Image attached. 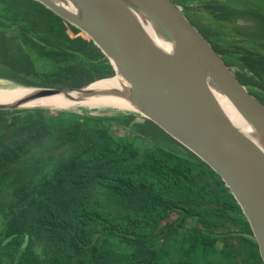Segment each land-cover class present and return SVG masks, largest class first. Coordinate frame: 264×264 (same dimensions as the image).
I'll list each match as a JSON object with an SVG mask.
<instances>
[{
    "label": "trees",
    "instance_id": "1",
    "mask_svg": "<svg viewBox=\"0 0 264 264\" xmlns=\"http://www.w3.org/2000/svg\"><path fill=\"white\" fill-rule=\"evenodd\" d=\"M174 1L264 102L255 0ZM113 74L85 33L38 0H0L1 80L80 87ZM0 264L264 262L220 175L152 120L24 108L0 109Z\"/></svg>",
    "mask_w": 264,
    "mask_h": 264
},
{
    "label": "water",
    "instance_id": "2",
    "mask_svg": "<svg viewBox=\"0 0 264 264\" xmlns=\"http://www.w3.org/2000/svg\"><path fill=\"white\" fill-rule=\"evenodd\" d=\"M85 33L105 54L114 74L80 87L13 84L35 91L29 99L83 92L119 77V88L88 91L119 98L114 107L152 120L220 175L241 206L264 262V102L233 69L174 0H38ZM148 26L152 29L149 30ZM1 80V79H0ZM12 84V83H11ZM227 98L249 126H237L217 96ZM71 107L0 103V109Z\"/></svg>",
    "mask_w": 264,
    "mask_h": 264
},
{
    "label": "bare ground",
    "instance_id": "3",
    "mask_svg": "<svg viewBox=\"0 0 264 264\" xmlns=\"http://www.w3.org/2000/svg\"><path fill=\"white\" fill-rule=\"evenodd\" d=\"M148 28L149 30L152 31V29L149 26ZM9 84L11 83L5 84L2 81H0V103H15V104L17 103V104H22V105H51V106H57V107H71L72 105L79 103L81 105L86 106L84 108H81L80 110L85 111V112L87 111L90 113L97 112L98 114L111 113V112L117 111V109H114V107L122 108V107L129 106L126 101L119 99V98H114V97L94 95L89 98H80V96L83 93H86L88 91L71 92V95L74 97V100L72 101L65 100L62 94L29 99L28 97L35 91L34 89L24 88V87L15 86V85H9ZM92 92H95V91H92ZM216 96H217V99L221 107L226 112V114L230 117V119L237 126H240L249 131L250 130L249 126L247 125L245 120L242 118V116L238 113V111L234 108L232 103L224 96H221V95H216Z\"/></svg>",
    "mask_w": 264,
    "mask_h": 264
},
{
    "label": "flooded vegetation",
    "instance_id": "4",
    "mask_svg": "<svg viewBox=\"0 0 264 264\" xmlns=\"http://www.w3.org/2000/svg\"><path fill=\"white\" fill-rule=\"evenodd\" d=\"M256 7L264 12V0H255Z\"/></svg>",
    "mask_w": 264,
    "mask_h": 264
},
{
    "label": "rangeland",
    "instance_id": "5",
    "mask_svg": "<svg viewBox=\"0 0 264 264\" xmlns=\"http://www.w3.org/2000/svg\"><path fill=\"white\" fill-rule=\"evenodd\" d=\"M1 81H2L3 83H5V84H6V83H9V82H7V81H4V80H1ZM9 85H13V84H9ZM91 113H92V114H97V112H94V113H93V112H91ZM101 114H107V115H109V113H101ZM161 141H162V142H164V141H163V140H161V139H160V141H158V142H160V143H161ZM165 143H166V142H165ZM146 144H147V143H146ZM146 144H145V145H146ZM162 145H163V144H162ZM167 145H168V146H171V147H173V146H174L173 144H168V143H167Z\"/></svg>",
    "mask_w": 264,
    "mask_h": 264
}]
</instances>
